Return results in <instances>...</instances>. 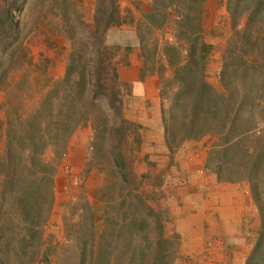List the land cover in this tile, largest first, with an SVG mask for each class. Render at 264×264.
<instances>
[{
  "label": "trees",
  "instance_id": "16d2710c",
  "mask_svg": "<svg viewBox=\"0 0 264 264\" xmlns=\"http://www.w3.org/2000/svg\"><path fill=\"white\" fill-rule=\"evenodd\" d=\"M205 2L151 0L136 28L140 78H161V118L172 157L186 141L211 136L205 168L219 181L248 182L261 225L245 264H264V0H227L232 33L220 70L222 91L207 75L213 44L205 35ZM46 3L44 17L57 19L55 32L71 49L64 74L47 79L32 96L28 73L13 79L11 72L36 69L26 38L40 2L0 0V264H72L69 247L55 263L45 226L59 166L72 135L86 125L98 161L109 145L113 180L103 207L83 198L75 218L65 221L77 246L75 264H174L182 235L167 232L170 211L155 203L165 197L162 182L133 168L142 126L126 115L129 83L120 74V65L129 63L120 59L133 45L108 39L112 27L133 18L118 0H95L92 20L77 0ZM32 24L38 27L40 18ZM167 27L171 37L161 40L157 30Z\"/></svg>",
  "mask_w": 264,
  "mask_h": 264
},
{
  "label": "rangeland",
  "instance_id": "374dc122",
  "mask_svg": "<svg viewBox=\"0 0 264 264\" xmlns=\"http://www.w3.org/2000/svg\"><path fill=\"white\" fill-rule=\"evenodd\" d=\"M77 1L79 2V6L82 7V10L85 11L87 19L92 20L95 0ZM118 1L123 13L126 14L127 12H129V16L133 18V22L124 23L121 26L112 27L109 31L108 39L110 43H118L123 46H125L127 43H131L133 45V49L130 54L127 55V57L122 56L120 59L121 61L126 60L127 62H129L126 65H129L130 56L135 50L139 51L140 57V47L136 28L137 24L142 23L145 12L150 10L151 0ZM38 2H40V5H37L36 13L29 17L27 28H32V30L26 38V44L33 55L36 69L33 68V70L31 71H24V69H15L11 72V77L13 79H20L23 73H28V76H30L28 80H30L31 84L26 85H30V92H32V96H35L37 94L39 88H41L46 83L47 79L51 77L57 79L64 74L67 65V59L71 49L69 40L65 36L59 34L58 32H55L57 30V19L51 15L48 18L44 17V13L48 8L49 3H46V0H43L42 2L41 0H38ZM43 5V12L38 13L39 11H41L40 8ZM36 18H40V24L37 25L38 27L34 28V24H32V22H34ZM204 28L207 41L213 44V50L210 55L207 69L208 80L215 89H217L218 91H222L223 86L220 80V70L223 66L224 51L227 46L228 39L232 33V24L227 9V0H206ZM157 33L161 40L171 37L169 27L165 29H159L157 30ZM121 66L125 65L121 64L120 67ZM25 69H27V66L25 67ZM133 96L134 86L129 83L125 88V100L127 104L126 110L128 109L129 104L132 102ZM4 99L5 92L1 90L0 104L4 101ZM4 118L5 112L0 108V122ZM136 122L138 123V121ZM140 125L142 126L140 128L141 133H143V131H145V128L142 124ZM154 138V140L145 142L143 139L141 149L139 153H137L133 168L138 175L148 173L152 175L151 181L155 180L156 182H162L160 188L161 190H163L165 197L160 198L163 200L155 203L157 205L159 204L158 206L162 208H169L166 206V203H169L167 196L169 197L168 194H177V187L175 186V188H173V186H169L165 189L166 191L162 187L168 180V176L172 175V173L174 172L172 168L174 169L176 168V166L180 165V163L176 164L174 159L175 153L178 150L175 151L172 157V154L169 153V150L165 145V139L163 141V137L158 135L156 130L154 132ZM212 139L213 138L211 136H206L200 140H196L203 143V146L206 147V159L208 155V149L212 143ZM195 147L198 148V145H196ZM164 148L167 149V154L170 156V160L168 161L166 166L160 169L153 157L150 156L149 153H146L145 155L144 152H147L148 150L150 153L155 152L156 154H162L166 151V149L164 150ZM94 151L95 149L93 147L92 127L89 125L78 127V129L74 132L70 139L67 153L62 159V162L59 166V171L57 173V186L55 190V204L50 220L45 226V234L47 240L52 244L53 247L52 256L55 257V263L58 262L60 254H63V250L66 247H69L70 249V262L72 264L76 263L77 246L74 240L75 238L74 236L70 239L67 237L65 221L66 219L75 218L71 216L75 214L80 200L85 198L92 204H95L99 200V203L102 205V207L104 206V196L106 195L105 192L108 191V184L110 183L109 181L113 180V176L109 172L111 166L110 164H107V158L111 156V154L108 145V150H106L105 156L101 161H98L96 159V156L94 155ZM47 155L48 157H52L51 149L48 151ZM147 185L149 184L147 183ZM183 192L186 196V200V198L188 197L186 188H184ZM173 202L176 203L177 201L174 200ZM258 216L260 218L259 213ZM166 226L167 232L172 233L170 231V225L168 226V222Z\"/></svg>",
  "mask_w": 264,
  "mask_h": 264
},
{
  "label": "crops",
  "instance_id": "0c3cea01",
  "mask_svg": "<svg viewBox=\"0 0 264 264\" xmlns=\"http://www.w3.org/2000/svg\"><path fill=\"white\" fill-rule=\"evenodd\" d=\"M141 66L139 51L135 50L130 64L120 67L122 80L134 86L126 115L143 125L144 142L155 139V130L164 141L160 78L154 73L141 79ZM183 146L174 158L180 165L171 167L174 172L162 187L164 190L177 187V194H168L169 203H166L170 231H178L183 236L174 264H245L260 225L248 183L219 181L215 173L205 168L206 147L200 141L188 140ZM144 153H149L160 169L170 160L167 149L162 154L148 150Z\"/></svg>",
  "mask_w": 264,
  "mask_h": 264
}]
</instances>
